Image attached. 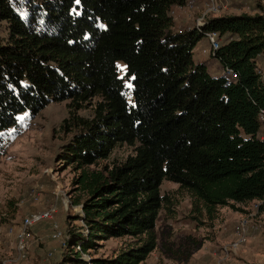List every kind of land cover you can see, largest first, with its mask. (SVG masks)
Wrapping results in <instances>:
<instances>
[{"label": "trees", "instance_id": "1", "mask_svg": "<svg viewBox=\"0 0 264 264\" xmlns=\"http://www.w3.org/2000/svg\"><path fill=\"white\" fill-rule=\"evenodd\" d=\"M185 2L0 0L8 29L0 39V151L22 113L70 101L63 129L71 138L60 161L76 173L82 225L67 240L80 249L60 264L82 263L101 242L125 237L127 246L97 262H144L158 246L160 211L171 203L164 180L188 190L210 219L236 203L260 202L264 211V80L256 70L264 5L256 0L254 12L210 16L202 30L179 32L170 11ZM206 31L224 41L215 56L197 61ZM227 67L237 73L228 84ZM95 98L93 115H80ZM124 144L134 153L101 164Z\"/></svg>", "mask_w": 264, "mask_h": 264}, {"label": "rangeland", "instance_id": "2", "mask_svg": "<svg viewBox=\"0 0 264 264\" xmlns=\"http://www.w3.org/2000/svg\"><path fill=\"white\" fill-rule=\"evenodd\" d=\"M255 2L242 0V10H227L226 13L254 12ZM7 37V23L0 21V39L4 41ZM206 44L204 39L196 45L195 60L207 59L208 56L201 53ZM119 67L121 76H124L125 65L119 63ZM210 69L213 74H220L216 67ZM98 100L93 99L78 113L92 116ZM69 104V100L51 102L38 114L24 112L19 116L18 124L3 134L0 151V260L15 256L14 239L7 234L10 226L20 224L31 213L55 206L58 211L54 218L43 220L32 228L34 238L27 257L14 264H60L65 253L78 250L69 248L67 241L69 229L79 230L82 225L75 219L82 213V206L75 204L78 192L73 180L76 173L60 161L62 146L71 138V134L63 129L64 119L70 115ZM132 153L133 146L119 145L101 164L120 162ZM33 192L39 193L40 200L32 198ZM161 192L170 197L171 203L164 206L157 220L158 246L141 264H264V211L257 209V203H236L237 209L220 206L216 217L210 219L205 211L199 213L195 210V198L179 184L164 180ZM251 213H254L253 218ZM247 217L251 218L253 227L248 230L246 240L237 249L225 251V247L237 240L235 226ZM55 227L63 231V241H67V245L52 236ZM130 240L128 237L109 239L101 242L97 249L83 253L82 263L68 261L65 264H102L97 261L113 256ZM50 252L54 253L53 256L49 255Z\"/></svg>", "mask_w": 264, "mask_h": 264}, {"label": "built area", "instance_id": "3", "mask_svg": "<svg viewBox=\"0 0 264 264\" xmlns=\"http://www.w3.org/2000/svg\"><path fill=\"white\" fill-rule=\"evenodd\" d=\"M264 5V0H258ZM230 0H186L185 4L175 6L171 9L170 14L173 16L174 21L176 22V30L182 32L185 30L198 29L202 30L208 22L210 16H219L225 14L229 9ZM187 15L189 18L193 17L194 24L186 26L182 24L181 15ZM264 14V9H263ZM207 44L203 46L201 53L206 56H215L217 50L221 46L222 38L217 31H206L205 37ZM257 73L261 75L264 80V53L259 55L256 67ZM224 73L227 75V84L232 80L237 78V73L232 68H225ZM260 120L264 128V109L260 110L259 113ZM261 138L264 139V130L261 133ZM32 198L35 201L40 200L39 193L33 192ZM257 203V209L259 205ZM57 207L48 208L42 212H34L30 215L25 216L20 224L15 226H10L7 230V234L12 236L15 243V256L9 258H3L0 260V264H14L25 259L27 257V252L31 240L34 238L33 233L31 232L32 228L43 220H48L54 218V215L57 213ZM257 214V212H256ZM255 214V216H256ZM254 213H251V218ZM250 217L241 220L236 226L234 233L237 236V240L231 244L230 247H225V251L229 249H237L238 246L246 240L248 230L253 227V223ZM52 236L62 242L65 245V240L63 241L64 234L63 231L55 227V231ZM80 249V246H78ZM53 252H50L49 255L53 256Z\"/></svg>", "mask_w": 264, "mask_h": 264}, {"label": "crops", "instance_id": "4", "mask_svg": "<svg viewBox=\"0 0 264 264\" xmlns=\"http://www.w3.org/2000/svg\"><path fill=\"white\" fill-rule=\"evenodd\" d=\"M243 5H242V0H230V6H229V9L228 10H238V9H243ZM255 10V9H254ZM253 12V11H252ZM188 16L182 14L181 15V22L182 24L186 25V24H194V21H193V17L188 19L187 18ZM206 40V38H204ZM203 39V40H204ZM207 42V40H206Z\"/></svg>", "mask_w": 264, "mask_h": 264}]
</instances>
